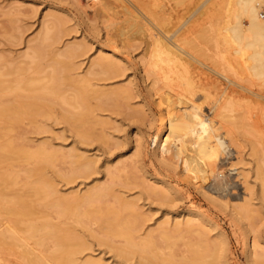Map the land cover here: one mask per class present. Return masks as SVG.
Listing matches in <instances>:
<instances>
[{
  "label": "rangeland",
  "instance_id": "374dc122",
  "mask_svg": "<svg viewBox=\"0 0 264 264\" xmlns=\"http://www.w3.org/2000/svg\"><path fill=\"white\" fill-rule=\"evenodd\" d=\"M126 7L129 9H126ZM226 7L227 0H0V55L2 56V59L5 58L7 61H10L9 63L12 62L13 64H17L18 62V66H24V64L28 66L27 62L29 60L27 55L32 53L31 47L35 46L33 43H35L43 35L44 26H46L48 23V28H51L52 21H56L54 22V25H56L59 20L58 18L61 17L62 24L60 23L61 29H59L61 31H57V36H54V34L53 36L50 35L55 37L58 42L53 40V43L51 42L52 40L48 39L47 41H43L42 45L45 47V49H49L50 46L48 47V45L54 44L49 49L51 57H54L55 53L56 56L57 53L60 52V54L66 53L67 49H70L69 46H72L71 49H75V52H80V54L76 53L77 56L75 55L74 59H72L73 57L71 58L73 60L71 61L74 64V70L70 73V80H74L76 82V79L80 80V78H88V80L90 79V83L87 79L86 80L88 81L89 85H91L88 86L91 87V89L94 86V88H99V90L102 91L122 88L123 90H126V94L128 93L126 95L127 99H124L122 102H117L118 105L116 107H112V104L114 103H110L111 106L108 104L105 106L104 104L102 108H97L94 110L93 114L97 119L106 121L103 128L100 129V133L103 135L104 141L101 139H95L90 141L92 144L90 142H79L82 139L77 136L78 134L75 132L74 128L70 126V124L64 120L43 115H34L32 118H28V120H24L21 123L19 122V124L17 126L15 125L16 127L14 126V129L10 131L11 138L14 136L13 138L15 143L23 150L26 149L28 151H33V149L37 148L38 146H44L46 151L55 150L58 152V155H60V153L62 154L64 152L66 153L67 151L74 150L84 154L88 158L90 157L89 159L94 161V166L91 173L86 175H76L77 177L74 176V179L72 178L71 181L66 180L63 177V174H66L71 170L70 168L72 167V164H70L68 161L61 160L59 157L48 161V164H46L43 171L45 172L46 176L49 177L52 183L55 184L54 186L59 191V194L62 195L82 193L95 184L113 180L114 177L111 175V178L110 175L108 176V174H105V170L103 172L102 169H105L106 165H114L113 162L120 156L129 159L130 161L127 160L128 162L136 159L139 160L140 165L139 163H137L138 165L136 164L138 167L136 166L135 169H129L127 173L121 174V178L118 179L115 177L113 180L118 185L117 186L115 184L113 187L115 192L117 194L119 193V195L121 193L125 200L128 199V201L131 200V202H135L136 208L133 207L130 210L126 209L127 211L124 210L123 212H120L124 216V220L122 219L123 222L120 219V221L112 223L110 221L108 222L107 219L102 218V221L86 220L80 224L71 221H64L73 225H66L64 222V224H59L60 227H63L64 229L68 228L71 230V232H73L71 234H74V238L69 240V237L66 239V242L68 241L69 244L71 242V244L83 242V244H85V249H83L81 253L77 254L76 257L83 259V257L87 258L91 255H94V257L101 256L103 260L107 261L109 264L112 260H114L115 257L118 258V261H123L124 258L122 256L126 255L129 260H125H128V262L130 261V264H139V262H141L140 264H142V262L143 264H164V262L166 264H171L170 262L175 264V261L177 260L176 258L179 260V258L182 256H191L192 252L194 251H196L195 255L197 257L202 258V251L206 250V252L203 253L204 256L202 259L206 258L205 260H209L211 255L210 252L213 251V245L215 247V245H217L219 242V239L216 240V237H214L216 235L215 231L209 230L208 227H203L202 234L200 231V233H196V230L190 232L180 230L178 232L174 231V233L171 227L170 229L166 227V231V229L164 230L163 228H158L159 225H157L159 221L161 222V220L164 219L163 214L165 215L170 213L169 216H171L174 214L183 213L186 209L193 207L205 215L207 219L212 220L218 225L220 231L223 233L229 244L230 259L234 264H245L243 245L245 242L244 225L246 223V225L249 224L250 228L253 227V232L255 231L256 234L264 236V201L262 198H258L256 195L250 197V202L252 205L249 206V212L246 216V219L242 218L245 221V224L244 221L240 222V220L235 219L233 216H231L228 210L226 211L224 207H222L220 204L217 205L216 202H212L210 199V197H215L221 202L225 200H232L239 203L241 201H239L241 197H246V187L244 183L241 182L243 179L235 174L230 175V177L227 174L230 172L229 169L231 168L233 162L236 161L239 164H243V162L239 161V158L245 160L241 161H244L245 165L247 163L248 166L246 167V170L252 173V168L257 165L256 163L259 161L257 159L260 158H258L261 153L259 149H264V82L261 80L259 81L257 78L255 79L253 76H251L246 68H244L246 72H243L244 69L242 66H239L242 63V61L240 62L241 59L238 60L240 58V54L235 53L237 50H239V47L236 45V43L234 44V42H231V38H228L229 33L226 35L227 32L224 31L223 24L225 21ZM46 13L49 14V17H51V14L53 15V13L59 17H56V20L55 18H52V20L48 17V21L46 22ZM128 13L131 16H133L135 13L134 16L139 22V25L142 26V29H140L139 32L135 33V29L132 30L128 26V18H131ZM259 14L264 18V6L261 8V10H259ZM9 15L10 17H8ZM220 24L222 25L223 30L221 26H219ZM242 24L246 26L247 21L242 19ZM57 26L59 28V24H57ZM55 28L53 26L54 32L56 29H58ZM48 31L52 34L50 29H48ZM119 32H121V34ZM10 35H13L14 38ZM222 37L228 40L223 39ZM32 38L35 41H33ZM225 41H227V43H225ZM45 42H51L52 44H45ZM64 47H68L66 48V51ZM154 47L157 49V52L155 50V54H157L158 51L163 52L166 50V48H169L180 57H178V59L172 60L168 64L163 61H159L157 62L156 67H151L152 65L149 64L155 60V57H152V54L154 53ZM236 47H238L237 50ZM47 49L45 51L48 53ZM51 51H53V54ZM177 51L180 55L177 53ZM99 54L112 57L111 59H113V61L116 60L117 62H115L120 64V71L118 70L117 74H112L110 76L111 78H107L109 75L93 74L92 72L95 71H93V68L91 71L89 65L94 58L96 59L99 56ZM46 55L48 56V54ZM162 55L161 58L164 59L165 56L163 57ZM48 57L50 59V56ZM235 57L238 61L234 59ZM44 58L42 60V65L44 66V69L42 70L43 73L39 72L38 75V72L34 70V76V72L31 70L32 65L34 64H30L31 69L28 70L31 72H28V75H33L29 77L38 79L41 84L47 81L46 76L43 77L45 74L44 70H47L46 72L50 70V68L47 66L45 67L49 59L47 58L48 60L46 59L45 62ZM229 65L231 67H229ZM232 65L236 67L233 68ZM235 69L239 70L240 72L238 73ZM234 70L236 71V75L234 74ZM247 72L248 75L245 74ZM163 76L171 77L170 79H165ZM175 76H190L192 79L191 88L186 89L185 85H183L184 83H182L183 80L181 79V81ZM172 79L175 81L173 82ZM66 83H68V85L65 86ZM66 83L64 86L62 85L63 87H61L64 89V95L70 98L73 95L71 93L72 89H70L72 87H69L71 85L69 82L66 81ZM181 88L183 90H181ZM203 88H205L204 91ZM153 91H156V93L160 95L166 93H168L169 96L172 95L170 99L174 102L178 101L177 95L181 94V92L183 96L187 94L185 97L191 102L201 105L200 107H202V116H207L206 118L209 119L211 118L210 120L212 122L214 120L213 124H217V126L219 125L222 127L220 128L222 131L219 129V134L222 133L221 135H225L224 137H226L225 139L230 150L228 149L227 153L220 154V158L222 159L216 163V168H213L212 172L214 173H212V177L209 178L205 183H202V186L204 187H202L201 190L196 187L194 188V186L183 181V178L180 174L176 173L177 175H175L174 173H168L167 171L165 172L164 170H161V167H159L158 164L152 159L151 141L154 133L157 131V124L155 125L154 122V125H149V123L152 121L151 119L156 118V113H158L156 101H154L156 97L152 95L154 93ZM174 91L178 94L175 95ZM223 91L224 93H222ZM219 93H222V95L224 94L225 96L227 95V100L224 99L226 98L225 96H221ZM206 96L208 98L202 100ZM230 100H233V102H230ZM61 102L62 101H60V103ZM215 102L219 103L216 104ZM222 103L225 104V107ZM64 104L65 103L61 105L64 110L67 108L71 111L76 109L74 110L76 112L80 110V107L79 110H77V108H71L72 106L69 107L70 105L64 106ZM215 104L219 109L216 107L213 109ZM56 105L58 106V104ZM62 108L57 107V109H60V111L63 110ZM215 109L218 111H215ZM220 110L223 112L222 114ZM216 113L218 114L216 115ZM219 113L221 114L220 122V119L215 121L216 117L220 118V116L218 117ZM151 114L152 116H150ZM224 115L228 116L226 118L231 123L230 125L228 124L229 122L224 123L226 120ZM223 118L225 119L224 121L222 120ZM217 121L221 124H218ZM232 124L234 125V129ZM22 125L24 129L22 127L20 128ZM227 127H229V129L231 127L232 128L229 130ZM223 129L227 130L225 131ZM227 131L228 133L231 132L229 135L232 134V137H236H230V139H227V136L229 135L224 134V132L227 133ZM236 133L237 135H235ZM136 135L143 137L142 149L139 155L135 153L134 149L135 139L136 137L138 138ZM5 138L6 137L3 139ZM241 140H243L244 143H241ZM231 141L233 143L237 142L238 148L240 147V150L236 149L237 144L234 143V146ZM20 142L22 144H20ZM251 143H254L259 148L256 147L258 148L257 150L253 149L251 151V149L255 146H251ZM242 144L246 145L244 146L245 148L242 147ZM250 147L252 148L250 149ZM248 149H250L251 152L255 151L253 153L254 155L252 154L253 158L249 156V153L251 154V152ZM258 150L260 153L257 152ZM238 154L240 155L239 157ZM241 156H243V158ZM254 156H257L256 161ZM236 159H238V161ZM18 160H16L17 162H12L13 171H15V174L18 172V178L15 179L16 182L12 186L16 189L19 187V190H21L26 183L31 185L29 183L35 179L34 175H29L30 173L27 174L29 176L26 178V174L23 175V171L21 170L25 168H31L34 164L31 163L32 161H28L26 165L25 161H20V159ZM97 160L99 161L97 162ZM0 170L3 172V170L5 171V168L3 167ZM226 175L228 177H226ZM126 176L127 178L125 179ZM159 176L176 188V193L169 195L168 199H170V201H165V203L164 201L159 202L154 198L152 199V197L148 196L147 192V185L157 186L159 184L154 179V177ZM252 176V174L249 176L250 185L251 183L253 184ZM213 183H221L223 187L221 186V188L216 190L213 186ZM198 184L199 182L197 185ZM206 195L208 196V199ZM35 198H32V203H34ZM171 198L172 200L174 199V201H171ZM38 201H40L39 198H36L34 204H37V206L40 203ZM110 201L108 202L109 204L107 203L108 205L113 204ZM256 204L257 206H255ZM258 206L259 209H257ZM138 207L140 210L139 212L137 210ZM132 212L133 214L134 212H138L140 214L138 217L139 219L127 217L128 213L132 214ZM126 213L127 215H125ZM142 214H144V216ZM44 215L53 216L54 214H52L51 210L48 208L47 210L43 209L42 214L39 213L37 215L38 219L35 221V224L38 221L36 224L38 227L44 224V220L42 219ZM103 219L106 221H103ZM55 221L56 219L53 222ZM139 221L141 222L139 223ZM103 227L106 228L102 230ZM15 228V232L13 233L14 235H12L13 237L6 239V242L3 244V246H0V264H24V259H28V264H44L45 262V264H56L60 258L64 259V253V255L58 253L61 257H59L57 253V255L54 254L51 256L49 255L51 254L49 251H51L52 244L56 240V237L58 239L59 236H62L60 239H65V230L58 235L55 233L57 236H51L52 233H45L46 231L45 229L43 230L44 227H42L41 230L39 229L36 231L38 233L34 232L33 234L31 233L27 236L24 234V232H22V224H15ZM105 229L106 231L108 230L107 235L106 231H104ZM169 231L171 234L167 235L166 233ZM123 232H125V234H123ZM41 233L43 234L42 237ZM100 235L101 237H99ZM124 235H126V239H124ZM162 237H164L163 240ZM207 237H213L214 239L212 238L211 241L210 238L207 239ZM52 239L54 241H52ZM195 240L197 241V244H195ZM36 241L38 242L35 243ZM169 241L171 242L169 243ZM200 241L203 242L200 243ZM127 242L129 244H125ZM143 242L145 244H143ZM15 243L18 245L16 246ZM133 243L135 244L134 246L136 248H132ZM204 243L209 244V251L207 249V245ZM27 247L30 249V251L27 250ZM119 247H123V249H125L121 256H119V254L116 255V252L113 249ZM202 247H205V249ZM126 251L129 253L127 252L126 254ZM38 254L41 257H37ZM198 254H200V256H198ZM205 255L207 256L205 257ZM126 256L125 258H127ZM172 257H175V261L174 258L171 259ZM30 259L32 262L29 261Z\"/></svg>",
  "mask_w": 264,
  "mask_h": 264
},
{
  "label": "bare ground",
  "instance_id": "6f19581e",
  "mask_svg": "<svg viewBox=\"0 0 264 264\" xmlns=\"http://www.w3.org/2000/svg\"><path fill=\"white\" fill-rule=\"evenodd\" d=\"M263 6H264V0H227V7L225 10L226 11L225 12V21L223 24L224 31L227 32L226 35H228V33H229L228 38H231V40H232L231 42H234V44L236 43V45H238V47H239V50H237L238 47H236L237 51L235 52L236 54L237 53L240 54L239 55L240 58L238 57L239 58L238 60L241 59L240 62L242 61V63L239 66H242L243 69L246 68V70L249 72V74L251 76H253L255 79L257 78L259 81L261 80L262 82H264V18L261 17V15L259 14V10H261V8ZM100 7H101V5H100ZM102 7H103V5H102ZM126 9H129V8L126 7ZM104 11H105V9H104ZM54 15H55L54 13H53V15L51 14V17H49V14L45 15L47 17L46 22L48 21V17L50 19L55 18V20H56V17L57 18L59 17L58 15H55V16ZM134 15H135V13L133 14V16L130 15L131 18H128L129 21H127V23L129 22L128 26L132 30L135 29L134 32L136 33V32H139L140 29H142V26L139 25V22L137 21V19ZM8 17H10V15ZM7 19H9V18H7ZM58 19L59 20L56 23V25H54V22H56V21H54V22L52 21L53 24L51 23V25H52L51 28L50 27L48 28V26H47L48 23H47L46 26H44L43 35L41 34L42 36L36 41L37 44H36V42L33 43V44H35V46L31 47L32 53L27 55L28 60H29L27 62L28 66L25 65L24 63H23L24 66H21V65L18 66L17 65L18 62H17V64H13L12 62L9 63L10 61H7L5 58L2 59L1 58L2 56L0 55V169H2L3 167L5 168V171L3 170V172L0 170V246L1 247L3 246V244L6 242V239H10L11 237H13L12 235H14L13 233L15 232V229H16L15 224H18V223L23 225V228H22L23 231L22 232H24V234H26L27 236H28V234H31V233L33 234L34 232L38 233L36 231L39 229L41 230L42 227H44L43 230L45 229V231H46L45 233H48V234L52 233L51 236H53V235L55 236L56 234L58 235L59 233H61L65 230V232H64L65 233L64 234L65 239L61 240L60 238H62V236H59L58 239L56 237L55 241L52 239V241H54V243L52 244L51 251H49L51 254L48 253L51 256L54 254L57 255L58 253H61V254L64 253L65 254L66 258L65 257H63L64 259L60 258L62 260L59 259L56 262V264H108V262L104 261L101 256L100 257L95 256L96 257L95 258L94 255H91V256H88L87 258L83 257V259L76 257L77 254L81 253L83 251V249H85L84 248L85 244H83V242H78V243L76 242L74 244H71L72 242L70 244L68 243V241L66 242V239H68L69 237H70L69 240L71 238H74V236H73L74 234L72 235L71 233H73V232H71V230H69L68 228L64 229L63 227H60L59 224L63 223L64 221H71V222H75V223L80 224L86 220L99 221L102 218H105V219H107L108 222L110 221L112 223L118 222V221H120V219L124 220V218H123L124 216L120 212H123L126 209L130 210L133 207L136 208L135 202L133 203V202H131V200L128 201V199L125 200V198L121 195V193H120V195H119V193L117 194L115 192V190L113 189L114 185L116 184L115 181H113V180L115 177L118 179L121 178L122 177L121 174L127 173V171L129 169L130 170L132 168L135 169L136 166L138 165L137 163H139V165H140L139 160L136 159V160H133L131 162H128L127 160H129V159H126L125 157L120 156L113 162L114 165H112V164H111V166L106 165L105 169H102L103 172L105 170V174H108V176L110 175L111 178L113 176L114 177L113 180L105 181L103 183L101 182L100 184H95L86 190L84 189L85 191L83 190L84 192H82V193H77V194L74 193L73 195L71 194L72 196L70 194L62 195V194H59V191L54 186L55 184L52 183V181L49 179V177L46 176L45 172L43 171L46 164H48V161L54 160L55 158L59 157L61 160L68 161L70 164H72V167L70 168L71 170L68 173H66L67 172L66 171L65 172L66 174H63V177L66 180H70V181L72 180V178L74 179V176H76V175H86L88 173H91V171L93 170L94 161L89 159L90 157L88 158L84 154L77 152V151H74V150L73 151H67L66 153L64 152L62 154L60 153V155H58L57 154L58 152H56L55 150L46 151L44 146L43 147L38 146L37 148L33 149V151H28L26 149L23 150L22 148H20V146L18 147V145L14 141V138H13L14 136L11 138V134H10V131H12L14 129V126L15 125L17 126L19 124V122L21 123L24 120H28V118H30V117L32 118V116H34V115H43V116H51V117L66 121L68 124H70V126H72V128H74L75 132L78 134V135L77 134L76 135L82 139L79 142L82 141L85 143V142H90V141L95 140V139L103 140V135L100 133V129L103 128L106 121L97 119L95 117V115L93 114L94 110L97 108H102L104 106V104H105V106L107 104L109 106H111V104L114 103V104H112L113 105L112 107H116L118 105L117 102H122L124 99H127L126 95L128 93L126 94V92H125L126 90H123L122 88L121 89H115V90L113 89V90H107V91L103 90L102 91V90H99V88L98 89L94 88L95 86L92 89H91V87H88V86H91V85H89L90 79L88 80V78L84 79V78L79 77L80 80L76 79V82L74 80L73 81L70 80V76H71L70 73H71V71L74 70V64L72 63V61H73L72 59H74L75 55L77 56V54H80V52H75V49H73V48L71 49L72 46H69L70 49H67L66 53L60 54L61 53L60 52V53H57V56H56L55 52H57V51H55L54 52L55 56L51 57V53L49 52V49L52 45H54L51 42H53V40L58 42L57 39L55 37H52V36H53V34H54V36L55 35L57 36V33L59 31H61V30H59V29H61V24H62L61 23V17ZM242 19L243 20L245 19L247 21L246 26H244L242 24ZM43 22H45V21H43ZM57 24H59V28H58ZM53 26H54V28L55 27L58 28V29L55 28L56 29L55 32L53 31L54 30ZM125 26H126V24H125ZM219 26H221V28L223 30L222 25L220 24ZM45 29H47V30H45ZM48 29L51 30L52 34L48 31ZM10 32H11V30H10ZM119 33L121 34V32H119ZM50 35H52V36H50ZM10 36L13 37V35H10ZM58 37H60V36H58ZM48 39H50L52 41L48 42V43L45 42V44H52V45H48V47L50 46L49 49L46 48L48 51V53H47L45 51L46 49L42 45V43H43V41H45V40L47 41ZM223 39H226V38H223ZM32 40H33V38H32ZM226 40H228V39H226ZM33 41H35V40H33ZM225 43H227V41H225ZM228 44H230V43H228ZM76 47H77V45H76ZM64 48H63V50H64ZM66 48H68V47H66ZM66 48H65V51H66ZM68 50H72V51H68ZM73 50L75 53L73 52ZM153 50H154V53L152 51V53H153L152 57H155L154 59L156 61L154 60L152 63L149 64V65H152L151 67H156L157 62H159V61L160 62L163 61V62L168 64L172 60L178 59V57H180L175 52H173L172 49L170 50L169 48H166V50L163 52L158 51L157 54H155L157 52V49L155 47ZM155 50H156V52H155ZM51 52L53 54V51H51ZM49 53H50V55H49ZM177 53H178V51H177ZM46 54H48V56H50V59ZM101 54H102V52H101ZM101 54H99V56L96 59L94 58L91 61V64L89 65L91 71H92V68H93V71H95L92 73L93 74L95 73V74L109 75L107 78H109L112 74H117L119 67H120L119 66L120 64L116 63L117 62L116 60H115L116 62L113 61V59H111L112 57H108V56L101 55ZM112 54H114V53H112ZM161 55L163 57L165 56V58L164 59L161 58ZM25 56H24V58H25ZM241 57L242 58L244 57L243 58L244 60ZM43 58H44L45 62H46L47 58L49 59V61H47L46 65H45V67L47 66L48 68H50V70L48 72H46L47 70L46 71L44 70L45 74L43 75V77L46 76V78H47L46 82L47 83L43 82L41 84L38 79H35L33 77H29L32 74L28 75V72H29L28 70L31 69L30 68L31 65L34 64V65H32L31 70H33V72H34V70L37 71L38 75H39V72L43 73L42 72V70L44 69V66L42 65ZM234 59L237 60L236 57ZM236 60H235V62H236ZM232 62H234V61H232ZM243 63H244V65H243ZM237 64H239V63H237ZM229 67H231V66L229 65ZM234 67H236V66H233V68ZM235 70H234L235 75H236V71L238 73L240 72L239 70H236V71ZM246 70L244 69L243 72H246ZM248 72L245 74L248 75ZM29 73H31V72H29ZM34 74H35V72L33 73V75ZM163 77L165 79H170L171 76H163ZM175 77L177 79L179 78V80H181V79L183 80L182 83H184L183 85H185L186 89L191 88L192 79L190 78V76H175ZM172 78H173V76H172ZM86 79L89 81V83ZM66 81L69 82L71 85L73 84L72 86L71 85L69 86V87H72V88H70V89H72L71 93L73 94L72 97H70L71 99L68 98L66 95H64V92H63L64 89H62V87L64 86ZM174 81L175 80H173V82ZM181 81H180V83H181ZM74 82H75V84H74ZM36 85H38V86H36ZM66 85H68V83H66L65 86ZM87 87L90 89H88ZM204 89L205 88H203V91H204ZM158 90H159V88H158ZM181 90H183V89L181 88ZM153 92L154 93L152 95L154 97H156L154 99V101H156L158 113H156L157 116L155 119H151L152 121L151 122L149 121L150 123L148 122L149 125L153 124L154 122H155L154 123L155 125L157 124V131H156V133H154V135L152 137V141H151L152 142V153H151L152 159L154 160V162H156L158 164L159 167H161L160 168L161 170H164L165 172L167 171L168 173H174L175 175H177L176 173H178L182 176L183 181L194 186V188L196 187L199 190H201L202 187H204V186H202V183H205L206 181H208L209 178L212 177V175H213L212 173H214V172H212L213 168H216V166H217L216 163L220 159H222V158H220V154L227 153V150L229 149V145L227 144V141L225 139L226 137H224L225 135L224 136L221 135L222 133L219 134V129L222 127L219 125L217 126V124H213L214 120L212 122L210 120L211 118L209 119V118H206L207 116L206 117L202 116L203 114H201V109H202V107H200L201 105H198L197 103L194 104V102H191L188 98L185 97L187 94L185 96H183L182 92H181V94H178L177 92L174 91L175 95L178 94L177 95L178 101L176 100L177 102H174L170 99L172 95L169 96L168 93L160 95V94L156 93V91H153ZM191 92H190V95H191ZM206 92H207V89H206ZM66 93H68V92H66ZM222 93H224V91ZM222 93L221 94L219 93V95L225 96L224 94L222 95ZM225 97L226 98H224V97H222V98L227 100V95ZM194 98H195V96H194ZM206 98H208V97L206 96L202 100H205ZM211 100H212V98H211ZM60 101H62L61 102L62 104L65 103L64 106L70 105L69 107L72 106L71 108H77V110H79V107H80V110L77 112L74 111L76 109L71 111L70 109L68 110V108H67L66 110H64L61 107L62 104L60 103ZM231 101L233 102V100H230V102ZM238 102H239V100H238ZM59 103H60V105H59ZM218 103H216V104H218ZM56 104H58V106ZM216 104L213 107V109L216 107ZM223 105L225 107V104H223ZM220 106H222V105H220ZM57 107L58 108L60 107L63 110L61 109L62 111H60V109H57ZM211 109H212V107H211ZM217 109H219V108H217ZM217 109H215V111ZM57 110H59L60 112ZM111 111H113V110H111ZM220 112H221V110H220ZM222 113L223 112H221V114ZM211 114H212V112H211ZM217 114L218 113H216V115ZM221 114L219 113L218 117ZM204 115H205V113H204ZM150 116H152V114ZM224 116H222V117H224ZM209 117H211V116H209ZM226 117H228V116H225V118ZM216 118H215V121L218 119H220L219 122L221 121V116H220V118H217V119ZM222 120L224 121L225 119L223 118ZM219 122H218V124H221ZM225 122L226 123L229 122L227 118L224 121V123ZM232 122H234V121H232ZM228 124L230 125L231 123L229 122ZM222 125H223V123H222ZM21 127L23 128V125L20 126V128ZM223 128H224V126H223ZM227 128L229 129V127H227ZM233 129H234V125H233ZM69 130H71V129H69ZM223 130H225V129H223ZM229 133H231V132H229ZM229 133H228V131H227V133L224 132V134H226V135L227 134L229 135ZM231 135L227 136V139H230V137L231 138L236 137V136L232 137ZM235 135H237V133ZM136 136H138V138L136 137V139H135V144H134L135 148L134 149H135V153L139 155L141 153V149H142V138L143 137L140 135H136ZM4 137H6V138L3 139ZM236 139H238V138H236ZM22 140H23V138H22ZM232 143H231V145H232ZM234 143L237 144V142H234ZM241 143H244V141L241 140ZM20 144H22V143L20 142ZM84 145H86V144H84ZM254 145H255L254 143L253 144L251 143V146H254ZM234 146H235V144H234ZM244 146H246V145L244 144L242 147H244ZM236 147H235L236 149L240 148V147L238 148V144ZM256 147H258V146L255 145L253 148L250 147V149L252 148L251 151L253 149L257 150L259 148V147L258 148H256ZM250 149H248V150L250 151ZM259 150L261 153L259 152ZM259 150L257 152L260 153L261 156L260 155L258 156V158L260 157L259 159L256 158L257 156H254L255 161H256V159L259 161H257V163H256L257 165L254 166V168H252L253 172L250 170L252 173H250V172H248V170H246V167L248 165H247V163H246V165L244 164L245 160L239 158V161L243 162V164L242 163L239 164L236 161L233 162L231 168L229 169L230 172H228V174H227L229 177H230V175L235 174V175H238V177H241V179H243V181H241V182H243L245 187H246L245 191H246L247 196L246 197L243 196V197H241V199L238 198L239 201L241 200L239 202L240 204L238 202H235L232 200L231 201L225 200V201L221 202V201H219V199H217L215 197H210L212 202L213 201L216 202L217 205L220 204L222 207L225 208L226 211L228 210V212L231 214V216H233L237 220H240V222L241 221L243 222L244 221L243 219L244 218L246 219V216L248 215L249 206L252 205L250 202L251 201L250 197H253V195H256L258 198H262L264 201V149H259ZM254 152L255 151L251 152V154L249 153V156H251L253 158L252 154ZM255 155H256V153H255ZM239 156L240 155L238 154V157ZM241 157L243 158V156H241ZM18 159H20V161H22V160L25 161L26 165H27L28 161H32L31 163L34 164L33 167H31V165H30L31 168H25L21 171H23V173H22L23 175L26 174V178H28L27 176H29V175L30 176L34 175L35 179H33L29 184H31V185L36 184V185L31 186V185H28V183H26L25 186L21 190H19V187L16 189L12 186L16 182L15 179L18 178V172H17V174H15V171H13V169H12V162H15ZM236 160L238 161V159H236ZM241 160H244V161H241ZM98 161L99 160H97V162ZM246 162H247V160H246ZM13 167H15V166H13ZM96 171H94V172H96ZM28 173H30V174L27 175ZM249 173L253 175L252 176L253 177V179H252L253 184L251 183V185H250V179H249L250 174ZM227 175H226V177H228ZM219 176H220V174H219ZM222 176H225V175H222ZM126 178H127V176L125 177V179ZM154 179L159 184L157 186L156 185H152V186L147 185L148 196L152 197V199L154 198V199L158 200L159 202L164 201V203H165V201H170V199H168V196L176 193V188L174 186H172L170 183H168L167 181H165L160 176L154 177ZM221 181H223V180H221ZM198 182H199V184L197 185ZM143 183H144V181H143ZM150 183H151V181H150ZM128 184H130V183H128ZM28 186H30V187H28ZM213 186L216 190L221 188V186L223 187V185H221V183H217V184L213 183ZM29 196L30 197L32 196V197L30 198ZM33 196H35V197L37 196L36 198H39L40 201H38V202H40V203L38 204V206H37V204H34L36 201V198ZM206 197L208 199L207 195H206ZM32 198H35L34 203H32V201H33ZM110 200H112L113 202ZM109 201L113 204L108 205ZM171 201H174V199L172 200V198H171ZM255 206H257V204ZM251 207H254V206H251ZM47 208L49 210H51L52 214H54V215L53 216L52 215H44L42 217V219L44 220V224L43 225L40 224L42 227L41 226L38 227L36 225L38 221L35 224L36 219H38L37 215L39 213L42 214L43 209L47 210ZM257 209H259V206ZM137 210H138V212L140 211L139 207L137 208ZM138 212H134V214H133V212H132V214L128 213L127 217H133V218L139 219L138 217L140 214ZM125 215H127V213ZM142 215L144 216V214H142ZM169 215H170V213H167L165 215L163 214L164 219L161 220V222L159 221L160 222V223L158 222L159 224L157 223V225H159L158 228H163L164 230L166 229V231H167L166 227H168L169 229L171 227V229H173L172 230L173 232L174 231L178 232L180 230L190 232V231L196 230L197 231L196 233L201 232V234H202V231H203L202 228L208 227L209 230L215 231L216 235L214 237H216V240L219 239V242L217 243V245H215V247L213 245V249H212L213 251L210 252L211 255L208 254V255H210V257H209L210 259L208 258L209 260H205L206 258L202 259L204 256L203 253L206 252V250L202 251L203 252L202 258L197 257L195 255L196 251H194V252L191 251L192 254L189 253V254H191V256H187V257L182 256L183 258L181 257V258H179V260H178V258H176L177 259L176 261H175V257H172L171 259L174 258L175 264H234L233 261H231V259H230L231 257H230L229 244H228L226 238L224 237L223 233L220 231V229L216 223H214L210 219H207L205 217V215L200 213L194 207L186 209L183 213H178V214H174L171 216H169ZM55 219H56V221L53 222ZM105 219H103V221ZM123 220H122V222H123ZM140 222L141 221H139V223ZM64 223L66 225L70 224L67 222H64ZM86 224H88V223H86ZM244 224H245V221H244ZM246 224L244 225V227H245V242L243 245L244 246L243 254H244L245 264H264V236L256 234L255 231L253 232V230H252L253 227L250 228L249 224L248 225H246ZM70 225H73V224H70ZM250 226H251V224H250ZM74 227H76V226H74ZM106 227H103L102 230ZM113 227H112V229H113ZM87 229H88V227H87ZM109 229H110V227H109ZM114 230H115V228H114ZM104 231H106V229ZM16 232H18V231H16ZM107 232H108V230L106 231V235H107ZM169 232L168 233L164 232V233H166L167 235L171 234V232L170 233ZM148 233H149V231H148ZM174 233H173V235H174ZM118 234H120V233H118ZM123 234H125V232H123ZM123 234H121V235H123ZM89 235H90V233H89ZM30 236H32V235H30ZM35 236H36V234H35ZM42 236H43V234L41 233V237ZM77 236H75V237H77ZM110 236H111V234H110ZM124 236H125L124 239H126V235H124ZM178 236H180V235H178ZM206 236H205V238H206ZM39 237H40V234H39ZM99 237H101V235ZM37 238H38V235H37ZM163 238L164 237H162V240H163ZM208 238H210V237H207V239ZM212 238H210V240ZM142 240H143V238H142ZM83 241H84V239H83ZM37 242L38 241H36L35 243H37ZM170 242L171 241H169V243ZM202 242L200 241V243H202ZM206 243H208V242H206ZM215 243H216V241H215ZM125 244H129V243L127 242ZM143 244H145V243L143 242ZM195 244H197V241ZM17 245L18 244H16V246ZM132 245H133L132 248H134L135 244L133 243ZM205 245H207V249H208L209 244H205ZM49 246H51V245H49ZM119 246H120V244H119ZM140 246H142V245H140ZM201 246H202V244H201ZM210 246H212V245H210ZM23 247H26V246H23ZM117 247H118V245H117ZM47 248H49V247H47ZM7 249H6V251H7ZM37 249H39V248H37ZM87 249H90V248H87ZM113 249L115 250L116 255L119 254V256H121L125 250V249H123V247L122 248L121 247L113 248ZM203 249H205V247ZM27 250L30 251L29 248ZM188 250H190V249H188ZM193 250H194V248H193ZM208 251H209V249H208ZM127 252L128 251H126L125 253L127 254ZM166 254H168V253H166ZM58 256H59V254H58ZM125 256H122L124 258L123 261L121 260L122 262L118 261L117 260L118 258L115 257L114 260H112L109 264H130L129 263L130 261L128 262V260H129L128 257L126 256L127 258H125ZM171 256H173V255H171ZM198 256H200V254H198ZM206 256L207 255H205V257ZM37 257H41V256L38 254ZM59 257H61V256H59ZM49 259H51V258H49ZM119 259H120V257H119ZM125 259H128V260L126 261ZM29 261L32 262L31 259ZM131 262H132V260H131ZM34 263H36V262H34ZM140 263L141 262H139V264ZM170 263L172 264V262H170ZM24 264H28V259L27 260L24 259ZM142 264H143V262H142ZM164 264H166V263L164 262Z\"/></svg>",
  "mask_w": 264,
  "mask_h": 264
}]
</instances>
